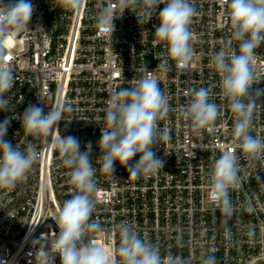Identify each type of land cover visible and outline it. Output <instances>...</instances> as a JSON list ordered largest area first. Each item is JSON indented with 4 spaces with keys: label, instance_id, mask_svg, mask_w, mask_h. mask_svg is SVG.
<instances>
[{
    "label": "built area",
    "instance_id": "1",
    "mask_svg": "<svg viewBox=\"0 0 264 264\" xmlns=\"http://www.w3.org/2000/svg\"><path fill=\"white\" fill-rule=\"evenodd\" d=\"M15 2L3 0L5 5ZM108 2L87 0L75 12L62 8L59 0H31L35 10L28 29L0 40V64L14 78L5 93L11 111L0 110V122L16 116L5 140L21 148L32 142L39 152L22 182L6 194L0 190V264H40L34 256L40 248L37 241L51 243L59 231L52 217L76 192L71 169L54 143L61 136L77 138L81 152L91 143L98 191L90 223L100 231H88L85 238L96 240L109 255L119 246L118 225L127 222L157 245L162 257L171 253L201 264L202 255L214 250L217 264H264V154L249 160L237 146L234 115L210 63L231 36L229 0H192L197 12L190 25L193 58L184 69L172 60L160 67L166 45L153 46L156 15L138 24L136 15L126 10L114 21L113 35L101 32L97 16ZM163 7L159 5L157 15ZM232 47L238 52V42ZM252 67L254 92L264 88V42L255 49ZM142 76L156 78L169 98L168 116L157 122L169 139L153 146L163 169L133 179L117 161L113 176L104 174L98 141L108 99ZM202 87L210 90V102L220 106L221 115L197 136L181 110ZM30 105L43 107L45 113L59 105L70 110L50 136L34 139L23 133L20 121ZM250 134L264 139V97L257 98ZM225 150L234 151L240 165V186L229 190L235 212L227 224L228 236L221 212L208 197L213 164ZM55 264H60L58 256Z\"/></svg>",
    "mask_w": 264,
    "mask_h": 264
},
{
    "label": "clouds",
    "instance_id": "2",
    "mask_svg": "<svg viewBox=\"0 0 264 264\" xmlns=\"http://www.w3.org/2000/svg\"><path fill=\"white\" fill-rule=\"evenodd\" d=\"M59 2L65 10L79 12L85 8L87 0ZM161 4L164 7L157 15ZM228 9L231 36L220 51L212 55L210 63L220 76L222 96L229 101L228 107L234 115L232 135L237 146L247 159H259L264 154V139L252 136L250 128L257 98L264 97V88H256L254 92L251 89L255 49L264 42V0H229ZM34 10L31 0H16L7 5L0 0V40L27 30ZM126 10L136 15L138 24L157 16L159 24L152 43L154 47L161 43L166 45L160 67L166 68L169 60L175 61L178 69L189 66L193 58L190 25L197 15L192 0H109L98 13V29L113 35L114 21ZM234 41L238 42V52L232 47ZM13 85L11 69L0 64V110L11 111L5 93ZM210 94V90L203 87L194 91L190 104L181 110L183 119L191 121L192 132L197 136L221 115L220 106L210 102ZM67 110L70 108L59 105L45 113L43 107L30 105L20 117L23 133L34 139L50 136ZM169 111V98L154 77L142 76L131 80L129 87L113 91L105 110V127L101 128L98 141L101 171L113 176L117 161L126 167L133 179L148 178L163 169L164 161L156 156L153 146L160 140L169 139V132H160L157 125ZM12 118L16 116L0 122V190H5V194L22 182L39 160L34 143L28 142L21 148L5 140ZM54 143L63 157V164L71 169L70 183L76 192L52 217L59 229L58 233L54 231V241H37L40 248L34 256L40 264H55L57 256L60 264H191L190 257L171 253L162 257L159 247L146 237L142 238L127 222L118 225L120 242L113 255L106 253L96 240H87L88 231H100L96 224L90 223L98 191L90 159L91 143L83 152L78 139L73 136H61ZM137 155L139 159L130 163ZM239 171L237 155L232 150H225L214 162L210 173L208 197L221 212L226 236L230 235L227 224L235 212L229 190L240 186ZM201 264H217L215 251L204 253Z\"/></svg>",
    "mask_w": 264,
    "mask_h": 264
}]
</instances>
